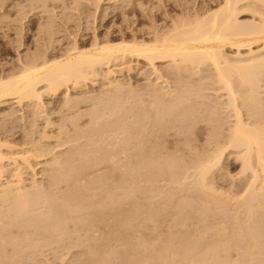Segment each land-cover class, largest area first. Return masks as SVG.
<instances>
[{"label":"bare ground","instance_id":"obj_1","mask_svg":"<svg viewBox=\"0 0 264 264\" xmlns=\"http://www.w3.org/2000/svg\"><path fill=\"white\" fill-rule=\"evenodd\" d=\"M97 7H95V13H97L96 8L100 9L98 5ZM215 9H212V11L210 12L207 11L206 14L202 13V15H195L194 17L193 13H190L192 17H189L188 12H185L186 17L182 16L185 13H182V15L180 16L176 15L174 20L172 16L171 20H173V22H171V26L167 27L165 24V28L161 27L163 25L159 23V25L161 26H150L153 28L147 29V36L145 35L144 37H141L133 33L134 36L131 37L130 40H127L128 37L126 38L125 36H123L121 38L122 40L118 43H115L116 39L109 34L103 39H101L103 36L100 38L99 35H95L92 45H89L90 47L88 46L89 48H83L85 46L81 47V45H79L78 41L76 40L74 42V45H72L71 48L69 47L70 49L68 48V50H66V53H62L64 55L61 54L62 56L59 54V57L54 58L53 56L52 59L51 57L49 58L47 56L49 58L47 59V57L44 58V56L46 55L45 54L44 56L42 55V59V57H40L41 55H35V57L37 56V59L30 58L28 62H26V60L25 62L23 61V67L21 66V70L18 69L20 70L19 72H17V70L16 73L13 74V71V73H11L12 75L10 74V76L8 75V77H0V104H6L7 100H12L13 98L15 100L17 99V101L15 102H18L20 104L27 102V104H29V107H33L32 110L35 114H32H37V116H39L38 114L40 113V111L38 113V110L36 111L34 109L42 108L40 107V103L42 101V95L44 94V91H42L43 89H46V92L51 91L50 93L54 94L55 92L58 93L59 91H61L62 88L65 89V87V90H67L69 83L70 85H73V88L81 89L84 83L85 85L86 83H88V80L92 81V79H95L93 83L96 85V79L101 78L102 80H104L103 82L106 81L105 85L108 86V90L112 94L111 95L107 90H105L107 91L106 93H108V96L103 94V99L107 97V99H105L106 101L103 100L104 103L106 102L105 105H103V101L101 102L98 100L99 104L104 107L103 110L100 105L99 106L101 107V109L100 107L98 108V105L96 103V108L94 107L92 109L90 107L92 111L88 110L86 111L88 113H83L81 112L79 107H75V104H78L79 100H74L71 98V96H69L70 98L67 97V92L69 89L67 90V92L65 91L67 94L65 95V97L67 98L66 103L64 100L65 104H63L64 107L62 106L63 109L67 104L73 105L75 101H78L75 102L73 107L74 109L73 111H71L74 113V110H76L75 108H78L79 110H77L79 111V114L76 113L77 116L75 114L74 118H70L68 116V118L71 119V122L70 120H68V122L71 123V125H69L74 126H72V131L68 132V128L65 130V132H71V134L68 135V133L66 132L65 136H67L68 138L64 137L65 139L63 140L65 142V140L67 139V142L70 141L68 143H72V141H74V144L73 146L71 145L67 151H65L63 157L52 156L54 158V161H51V163L46 162L47 164L51 165H49L50 171L48 175L49 180L47 179V184L40 183L41 181L38 182V179L36 178H31L33 180L30 179L29 181V178L27 177V175H25L28 172H26L27 169H31L32 172L34 170H32V166L29 161L31 160V157L34 156V153H38L36 152V149L37 151L41 152L40 148V150H38L39 145L34 144V138L31 139L32 136L30 137V139L33 141V143L31 142L32 146H37L35 152H32V156L31 148L33 149L34 147L29 146L30 148L27 151L30 150V155H28L27 151L25 154V151H20L18 147V151L14 150V145L11 147L10 145L12 144L10 143L9 145L8 142L2 144V139L0 140V250L3 249L2 247H4L5 249L6 245L9 246L11 244H13L12 246H14L15 249L14 253L11 252L9 256H6L4 254V259L7 260L6 257L10 258L13 254L15 255V257L14 255L12 256V258L14 257V260L18 258L17 256H22L23 254L19 252L20 246L30 247L32 245L31 242L33 243V241H35H32V239H30L35 234V232L43 234L44 239L42 236L41 237L43 241L46 239L45 242H49L50 240H52V238H55V243L63 241V236L66 234V232L68 233V231L65 230L70 226V223L74 222L75 228L73 230H84L82 235L80 233H77L76 236H79L80 238L77 237L76 239L79 240V244L87 248V253L85 254H88L87 256H90V259H92L87 260L91 262H97L94 264H99L100 262H102L100 264H104L105 262L103 263V261H107L106 264L111 263L110 254L112 256V254L114 253H116L117 255L120 254L119 262L122 259L121 264H221V261L223 260L227 261L224 263L222 262V264H229L231 261L229 262V258L227 256L229 251H231V249L233 251L234 248H238L240 252L237 250L238 252L236 251V253H241L240 255L243 256L241 257L239 255L238 257H241L243 260H241L240 258V262H238V258L233 260L234 263L236 261L237 264H250L252 258L253 263L251 264L264 263V225L263 223H261L264 222V220L261 218L263 217L262 215H264V186H261L262 182L264 181V120L259 118V116L264 113L262 112L264 110V0H222L221 5ZM206 10H208V8ZM244 12L253 13L251 17L253 19H251V22L249 20L248 23L247 21L246 23H244L245 21L240 22L241 19L238 20V16ZM194 13L196 14V12ZM103 14L105 13L103 12ZM96 15L97 14L94 15V18L96 17ZM47 33L51 34L49 32ZM141 63H144V65L146 66L147 69L145 71L142 69L143 67H141ZM160 63L166 64L162 65V67H165L161 68ZM118 66L120 67V69ZM123 71L128 72V75L135 72H138V74L140 73L139 75H141L142 73V76L145 75V79L147 78L148 80V83H146L147 85H144L146 86L144 91L147 89L145 92L148 93V96L146 98L149 97L147 100L148 104L146 103V101L141 100L143 98L138 99L141 102H138L137 100V103H140L138 105L130 102L133 104V108H143V113H141L142 115L138 114V111L133 110V108L131 107L132 104H129L130 109L128 107H125V103L129 102L127 99V102L124 99L125 103L124 101L122 102V100H118L119 95L125 92L124 90L128 87L124 88V83L121 81V79L116 80V77L114 78V76L116 74L118 75V73L121 74V72ZM112 77L115 80L112 79ZM101 79L99 81H101ZM208 89H211L209 90L211 91L210 94L205 92ZM100 92L101 94H96V96H101L102 91ZM113 93H119V95L117 96L118 98ZM134 93L136 94L137 91ZM139 93L140 92H138L137 94ZM129 95H131V93H129ZM79 97L80 96H78V98ZM98 97L96 98L99 99ZM92 98L93 97L91 95L90 99L93 101L95 98ZM100 98L102 99V97ZM97 99L95 100L97 101ZM94 102L93 104H95ZM33 105H35L36 107L38 105L39 107L36 108ZM68 106L66 107V109L68 108ZM44 108L46 107L43 106V109ZM70 109H72V106H69L68 110ZM133 111L135 113L137 112V114H135ZM89 112H91V115L88 118H91V120L89 123L86 121L89 125L85 124L84 122V125H82L83 128L77 127L81 125L79 122L81 116L83 114L87 115L89 114ZM128 112L131 114L133 113L132 117L129 116L131 114H129ZM43 113L42 115L47 116V114ZM48 114H50V112ZM65 116L61 118H65L67 122L68 118H66ZM199 117L201 119V122L204 121L205 123H208L209 127L213 123V126H211L213 127V132L209 131L213 134V137L208 136L207 141L210 140L209 138L213 139L216 143H214L213 141V145V143H210L209 141V144L210 146L212 145L214 147L207 149L205 148L204 151L203 149H200L202 152L194 153V151V156L196 154L197 158L195 157L196 159L194 160L193 157V162H191L192 160L190 158L191 161H188L189 166L188 163L187 165L185 164L186 168L182 167L183 165H181L184 164V162L186 163V161L183 159V163L181 162L180 164V161H178L179 159H181L180 156H173V151L171 152V150L169 151V153L171 152L173 157L178 156L179 158H175V160L172 159V156L169 155L168 152V158H164V156L166 155L162 156V153L160 154L159 149L161 148L160 146L162 144H159L158 138L160 136L162 137L166 135L167 132H170L171 129L175 130V127L177 126L180 127H178V131H186L185 129H189L190 131L193 128H196L194 125L197 126L199 123L197 122L196 124V122L194 121L200 120L197 119ZM53 122L51 123L49 118H47L45 125H47L48 123V126H44V128L54 126L51 125L55 123ZM77 122L80 125H77ZM126 122H128V128L126 127ZM190 123H194V125L189 127L188 125ZM227 123L229 124L227 127L228 129H225L224 127L225 125H227ZM62 124L64 125V122ZM57 125L59 126V123ZM63 125H60V128L62 130L58 127L60 129H58L60 132V135L58 136L59 138L63 133L65 134V132H63L65 128L63 129L61 127ZM87 125L88 127H85ZM130 128L131 130L137 128L135 129L136 132L133 130V132L135 133H132L134 136L136 135L135 144L137 151H135V153L133 154L132 150V152H130L132 153V155L130 154V156L134 155V158L132 157L133 159H131L130 157H128L127 159L130 160L129 162H127L128 165L125 162L126 167L119 168L118 165L120 164H116L118 162L115 161H117L118 158L115 159V156L119 155L120 153H116V155L114 156L115 153L114 151L112 152L110 148H117V145H115V147H112V141L117 144V139H119L121 136L123 137L124 134H128ZM46 129L47 128H45L43 131H45ZM223 129L226 131L228 130V132L223 133ZM209 132L208 135H210ZM45 133L47 135V137L45 138H48V136L50 137V132H48L47 134V132L45 131ZM45 133H42L43 137L45 136L43 135ZM182 133H184L183 135H185V132ZM174 134L176 133L174 132ZM146 135H151L154 139L158 137L156 139L158 141L156 142L153 140V142L149 143V141L147 142L144 140ZM187 135H185V138H187ZM194 135L196 136V134ZM151 136H149V138H147L146 136V139H150ZM122 137L120 139H124ZM41 139L43 138H39L36 144H39V141ZM115 139L117 140V142H115ZM120 139L119 141H121ZM187 139H185V141ZM44 140L42 141L44 142ZM124 140L126 141V145L123 142V146H127L130 141L128 142L127 139ZM162 140H164V137ZM193 141L194 139L192 140V142ZM48 144L49 143L43 145L48 146ZM135 144L133 146H135ZM4 145H7L8 148L10 146V149L13 151L8 152L7 154L6 152L4 153V151L2 150V148H5L3 147ZM50 145L48 146V148L50 147ZM58 145L60 146L61 144ZM65 145L68 144L66 143ZM163 145L165 146V144ZM188 146L191 145L188 144L187 147ZM40 147L42 146L40 145ZM22 149L25 150L26 148ZM54 149L56 150V146L54 147ZM194 149L195 147L193 148V150ZM229 149L237 150L238 158L242 162V167L245 169V171H251L253 180H251L252 183L250 182L251 185H249L251 186L250 191L247 189L249 193L244 197V199H242L244 202V207L245 205L247 206V208L245 207L247 210H244L246 217H243V211L240 212L242 214V217L244 218L242 220L243 222H241V220L239 219L241 217V214H239L240 217H236L233 214L235 218H231L232 220L230 222L227 221V219L230 220L229 217L225 220L226 223L228 222L227 224L223 220L222 222L224 223L221 222V225H218V223H211V220L219 216H217V212H219L220 209L222 211L225 208V210L227 211L228 207L232 206V204L230 202L231 205L227 207L226 204H229V199L227 197L223 199L221 197H218V194L214 191L215 187H213L212 189V186H210L213 184L209 183V178L212 177L210 175L220 167L224 155ZM48 150L50 151V149L44 151L48 152ZM115 150L117 151V149ZM193 150L191 149L190 151L192 152ZM44 151L42 153H44ZM127 152L129 151L127 150ZM127 152H125L124 155ZM157 152H159V154H157ZM48 154H51V151ZM123 159L125 160L126 158ZM127 159L126 161H128ZM6 162H8V164ZM119 162L121 163L120 160ZM140 167L142 168V173L144 174H141V176H144V179L142 180L146 182H144L145 184H139L141 179L139 180V182L137 181L139 177L138 175H140L138 173L141 169ZM9 168L11 169V175L6 176L5 173L8 174V172L10 171ZM117 170H119L118 173L120 172L119 174L121 181H119L124 183L123 186L118 185L122 189L121 193L116 192L117 188L119 187L116 186V181H113L114 179H112L113 173L116 174ZM135 174H138V177H136ZM161 181L166 184V187L161 184V187H164L162 188L163 190L159 189L160 186L158 189L157 187H155V182H157L156 186H158V183H160ZM61 183H63V185L65 183L64 186L66 188L65 190L63 189L64 192H62L63 190L60 191L62 189V187L60 186ZM54 186L56 187L55 190L53 189ZM181 186H184V189L186 188V190L188 188L192 189V191L195 190L196 193L195 191H193V193H191L192 195L194 193L197 194V192L198 195L200 194V196L197 195L198 200L196 199L195 195H193L195 198H193V196L189 198L187 195V198H189L190 201L192 200L191 203L189 202V199L185 200L192 205L197 203L201 199L200 202L202 204L198 202L199 205L201 204V207L199 206L200 210L198 209L199 207L197 208L198 210H196V208H193L195 209L196 213L197 211H199L196 214V219H194L195 212L192 215L193 217L191 216V218H193L195 221H198V219L202 217L201 220L199 219V222H202V225L197 222L199 223V226L197 227L198 224H196V226L193 227V223L195 221L189 218L190 216L188 215L186 216L189 218V220L194 221L193 223L191 222L193 224L192 227L190 222L186 220V216V218L184 217L186 220V225H182V223L185 222L184 218L182 217L181 219L177 216L181 212H184L182 211V209H184V205H188L186 206L187 208L189 207V203L182 200L183 202H180L179 207H176L178 204H174L176 207L175 209L179 210L181 208V212L179 213L180 210H177L178 212L176 211V214L174 213L173 217L171 215L173 219L171 220V222L173 223L172 225L176 226L177 228L181 225L183 228L185 226L188 227L187 222H189L188 224L191 228H185L186 230L184 229V232H186L187 234H189L190 232V234L192 235H187L185 233L188 238H185L183 240L186 235L179 233V236H184L182 238V242L181 239L178 240V234L175 237V235L171 233L173 231L172 228V230L166 228L167 226H169L168 224L166 227L163 225L164 228L167 229V232L168 229L170 232L168 234L167 232L165 233L168 236V239L163 237L164 239H166L164 240L165 242H162L163 238H160V240L158 239V241L162 243H159L160 245H157L156 242L158 243V241L155 239L156 242H154V237L150 238L154 243L151 241L149 242V238L148 240L145 239L146 237L144 238V231H142L143 234H140L138 232L139 225L143 226L144 224V229L146 222L147 224L148 222H152L153 224H155V226L162 225L159 223H162L160 222V220L162 219L161 216L164 213L163 209L165 210L166 206L164 214H166L167 212L168 215L170 214L168 211H171L172 208L168 210V205L158 204L162 203L160 201H163L165 197L168 198L169 195L170 198H165V200L172 201L171 198L175 197V195L177 194L176 192ZM185 186H188V188ZM90 190H92V194L89 193ZM181 190L182 189L180 188V191ZM138 191L139 193L142 192L144 194V199L146 198L149 201V203H147L149 205H147L146 209L145 207L141 206H146V203H141L140 205V203H138L137 201L135 205L133 202V199L136 198L135 193L137 192L138 194ZM60 192L61 195L59 194ZM87 193H89L90 195ZM219 195L221 196V193H219ZM99 196H101L103 200H101V197ZM157 198L159 200H162L156 203L158 201ZM192 198L195 200H193ZM130 199L133 200L130 201L133 202V208H126V210H123L125 209L123 208L121 209V211L116 210L118 201H128ZM146 199L145 201H147ZM151 199L152 201L154 199H157V201H155V204L158 206L151 202ZM177 203H179V201ZM237 204L239 203L237 202ZM162 206L163 209L160 208ZM242 206L243 204L240 205V209L237 208V210H242ZM92 209H95L96 211L90 213ZM87 210L89 213H86ZM225 210L224 212L222 211L223 213L221 212L222 215L224 213L227 214ZM200 212L201 215H199ZM188 214L191 215L189 212ZM224 216L225 215H223V217ZM219 219L221 220V218ZM162 221L164 222V219H162ZM213 221L215 220L213 219ZM167 222L169 221L167 220ZM82 226H86V228ZM12 227L13 229H15V231L13 230L14 233L9 232V235L6 237V235H4L6 232L4 233L3 230H10ZM148 227L150 228V225ZM154 227L152 228L153 230L155 229ZM180 228L177 230L178 232H180ZM192 228H194V230H192ZM188 229H190V231H188ZM155 230H157V227ZM191 230L193 231L192 233ZM21 232H23L21 234L22 236L20 234L18 236L17 234ZM133 233H139L141 235H135V240H137V237L138 239H140V237H143L139 240L140 242L134 241V237L132 238L131 236ZM15 234L17 236H15ZM70 234L72 235V233ZM154 234L156 233L154 232ZM37 236L39 235L37 234ZM176 238L178 239L176 240ZM38 239L39 238H37L36 240ZM131 239L133 240L132 242ZM170 239L172 240L170 241ZM69 240L71 241V239ZM114 240L118 242L116 243ZM174 240L177 242V244H175L176 242L173 243ZM111 241H114L116 244L119 243L127 246V248L120 245L123 247L122 249H124V251L118 253L120 250L118 249V247L117 249L119 251L116 250V246L114 247V250L113 247H111V244H109L111 243ZM37 242L35 241L36 244ZM133 242H139V246L136 244L134 245ZM49 244H51V242H49ZM34 247H32V249ZM75 247H78V244ZM26 248H24L26 251L24 249L23 251L27 252ZM42 248H44V246H42ZM38 249L40 250L41 248L39 247ZM57 249L59 250V248H56V250ZM36 251L39 252L38 250ZM255 252L259 255H257ZM103 253L109 254L107 259L105 258L107 255L105 256V254L103 255ZM220 253H223L224 255ZM251 254H253L255 257H253V255ZM246 255L251 256H247L246 258ZM224 256L228 259H226ZM256 256L259 258L257 259ZM230 257L233 258L232 255ZM261 257H263V259ZM21 259L24 261L25 258ZM21 259L18 260L20 261ZM246 259L250 260V263H245ZM9 260L10 259H8L7 261L9 262ZM12 260L10 261L12 262ZM4 261L5 260H2V262L0 261V264H5L7 262ZM85 261L86 259H84V262ZM8 262L6 264H8ZM11 262H9V264H11ZM80 262L82 263L81 260Z\"/></svg>","mask_w":264,"mask_h":264},{"label":"rangeland","instance_id":"obj_2","mask_svg":"<svg viewBox=\"0 0 264 264\" xmlns=\"http://www.w3.org/2000/svg\"><path fill=\"white\" fill-rule=\"evenodd\" d=\"M96 1V2H95ZM99 1V2H98ZM0 0V77H8V75L10 76V74L11 73H13V71H14V73L13 74H15L16 73V71L18 70V69H20L21 70V68L23 67V61L25 62V60H26V62H28V60H30V58H33V59H37V56L35 57V55H41L40 57H42V55L44 56L45 54V56H44V58L45 57H51V59L53 58V56H54V58H56V57H59L62 53H66V50H68V48L70 47L71 48V46L72 45H74V42L77 40L78 41V43H79V45H81V47H83V46H85V47H83V48H86V47H88L89 45L91 46L92 45V42H93V38H94V36L95 35H99V37L101 38L102 36V38L101 39H103L105 36H107L108 34L109 35H111L112 37H114L115 39H116V41H115V43H118V42H120L122 39V37L123 36H125L126 38H127V40H130L131 39V37H133L134 36V34L135 35H137V36H147V34H146V32H147V29H149V28H153V27H155V26H158L159 25V23L161 24V25H163V26H161V25H159V26H161V27H165L166 28V26L168 27V26H171V22H173V20H174V18H175V16L177 15H182V13H185V12H188L187 14H188V16L189 17H192L191 16V14L190 13H193L194 15H193V17L195 16V15H198V14H200V15H202V13H204V14H206V12L208 11V12H210V11H212V9L214 10L215 8H218L220 5H221V2H222V0ZM218 1H220V2H218ZM96 3H99V4H96ZM217 3V4H216ZM220 3V4H219ZM97 5L99 6V8L100 9H97L98 7H97ZM113 5V6H112ZM95 7H97L96 8V10H97V13H95L96 11H95ZM113 7V8H112ZM204 8H205V12H204ZM208 8V10H206ZM182 10V11H181ZM203 10V11H202ZM216 10V9H215ZM102 11V12H101ZM178 11V12H177ZM202 11V12H201ZM103 12L106 14H103ZM194 12H196V14L194 13ZM198 12H200V13H198ZM97 14L96 15V19L94 18V15L95 14ZM179 13V14H178ZM170 16H169V15ZM203 14V15H204ZM99 15V16H98ZM186 15V13L184 14V15H182V16H185ZM252 15H253V13L252 12H249V13H246V12H244V13H241V15H239L238 16V20H240V22H244V23H246V21H247V23H248V21L250 20V22L252 21L251 19H253V18H251L252 17ZM166 16V17H165ZM173 16V17H172ZM171 17L173 18V20H171ZM186 17V16H185ZM243 20V21H242ZM158 21V22H157ZM153 22V23H152ZM156 22V23H155ZM46 24V25H45ZM153 24V25H152ZM157 24V25H156ZM165 24H166V26H165ZM150 26H153V27H150ZM42 28H44V29H42ZM46 29H47V31H46ZM42 30H43V32H42ZM51 30V31H50ZM47 32H49V33H51V34H48ZM134 33V34H133ZM123 34V35H122ZM144 34V35H143ZM50 39V40H49ZM73 39H74V41H73ZM114 39V40H115ZM118 40V41H117ZM73 42V43H72ZM89 46V47H90ZM88 47V48H89ZM69 48V49H70ZM45 52V53H44ZM37 53V54H36ZM60 54V55H59ZM62 55H64V54H62ZM61 55V56H62ZM38 56V57H39ZM47 57V59H49ZM41 59V58H40ZM42 59H43V57H42ZM32 60V59H31ZM22 61V62H21ZM159 65V64H158ZM160 65H161V68H164V67H162V65H166V64H162V63H160ZM22 66V67H21ZM121 66H123V65H121ZM144 63H141V67H143L142 69L145 71L147 68H146V66H145V69H144ZM119 67V66H118ZM160 67V66H159ZM115 68H117V67H115ZM119 69H120V67H119ZM20 70H18L17 72H19ZM142 70V71H143ZM128 72H125V71H123V72H121V74H119L118 73V75L116 74L115 76H114V78L116 77V80L118 79H121V81L124 83V88H127V89H125L124 91L125 92H123V93H121V95H119V93H113L116 97L119 95V99L118 100H122V102L124 101V99H125V101H126V99L129 101L128 103H125V101H124V103L126 104L125 105V107H130V105L129 104H135V105H138V104H140V103H137V100L138 99H141V98H143V99H141V100H144V101H146V103L148 104V98H146L147 96H148V93H146L145 91L147 90H145L144 91V89L146 88V86H144V85H147L146 83H148V80H147V78L145 79V75L144 76H142V73H141V75H139L138 74V72H135V73H131V74H127ZM12 75V74H11ZM113 77H112V79H114ZM101 78H98V79H96L97 80V83H96V81H95V83H96V85L93 83L94 82V80L95 79H92V81L90 80H88L87 82L88 83H86V85H85V83H84V85L82 86V88L81 89H76V88H73V85L71 84L70 85V83L67 85L68 86V92H67V90H65L66 89V87H65V89L64 88H62V92L61 91H59L58 93L57 92H55L54 94L53 93H50L51 91H48V92H46L44 89L42 90V91H44V94L42 95V101H41V103L43 104H41L40 103V107H42V108H38V109H34V110H38V113H39V111H40V113L38 114L39 116H37V114L36 115H33V114H35L34 113V111L32 110V106L31 107H29V104H27V102H24V103H22V104H20V103H18V102H15V101H17V99L15 100L14 98L11 100V99H9V100H7V102H6V104L5 103H2V104H0V140H1V143L2 144H4V143H9V145H10V143L12 144V145H10L11 147L14 145L15 147H14V150H17L18 151V148H19V150L20 151H25L24 153L26 154V151L32 146V143H33V141L31 140L32 138H34L33 140H35L34 141V144L35 145H39V147H38V150H40L41 152H39V151H37V149H36V147H34V146H32V147H34L33 149L31 148V156H32V152L34 153L35 152V149H36V152H38V153H36V154H38V155H36L35 153L33 154L34 156L33 157H31V162L29 161V163H31V166H32V170H33V172L31 171V169H27L26 170V172H27V174H25V175H27V177L29 178L28 180L30 181V179L31 178H36V179H38V182L39 181H41L40 183H44V184H47L48 183V178H49V171H50V164H47V163H51V161H54V156H60V157H63V155L65 154V151H67L69 148H70V146L72 145L73 146V144H74V141H72V143H68V142H70V141H68L67 142V139L65 140V142L63 141L67 136H65L66 135V132L68 131H72L71 129L73 128L72 126H74V125H72V126H70L71 125V119L70 118H74L75 117V114L77 113V114H79L78 112V108H75L76 110H77V112H76V110H74V113L72 112L73 111V107H74V104H75V102H78V101H75L74 103H73V105H70V104H67L66 105V107L69 105L70 107L72 106V109H70V110H68L69 109V106H68V108L66 109V107L63 109V107H64V105L63 104H65L66 103V98L67 97H69V96H71V98L72 99H74V100H79V102H78V104L76 103L75 104V107H79L80 108V110H81V112H83V113H88V112H86V111H88V110H90V111H92V109L95 107V106H97L98 108L101 106V104H99V102H98V100L99 101H103V100H105V99H107V97H105V99H103V94L104 95H107L108 96V93H110L111 94V92L108 90V86L107 85H105V83H106V81L105 82H103L104 80H102L101 79V81H99ZM115 80V79H114ZM147 81V82H146ZM264 83V82H263ZM126 86V87H125ZM107 87V88H106ZM79 88V87H78ZM106 88V89H105ZM63 89H64V91H63ZM105 90H107L108 91V93H106L107 91H105ZM126 90H127V92H126ZM131 92H130V91ZM209 90H211V89H208V90H206L205 92H207L208 94H210L211 93V91H209ZM67 92V94H68V96L67 97H65V95H67L66 94V92ZM100 91H102V95L101 96H96V94L97 95H99V94H101V92ZM137 91V93L138 92H140L139 94H135L134 92H136ZM61 92V93H60ZM144 92V93H143ZM148 92V91H147ZM69 93H70V95H69ZM72 93V94H71ZM106 93V94H105ZM125 93H127V94H125ZM129 93H131V95H129ZM133 93V94H132ZM145 94V95H143V94ZM58 94V95H57ZM93 94H94V96H93ZM109 94V95H110ZM123 94H125V95H123ZM91 95H92V97L93 98H95V99H97L96 97H98L99 99H97V101L94 99L93 101L90 99V97H91ZM112 95V94H111ZM110 95V96H111ZM135 95V96H134ZM143 95V96H142ZM78 96H80L79 98H78ZM83 96V97H82ZM85 96V97H84ZM90 96V97H89ZM114 96V97H115ZM140 98H139V97ZM63 97H65V98H63ZM100 97H102V99L100 98ZM137 98V99H135V98ZM70 98V97H69ZM76 98V99H75ZM78 98V99H77ZM83 98H85V99H83ZM92 98V99H93ZM118 98V97H117ZM132 98V99H131ZM88 99V100H87ZM130 99V100H129ZM64 100H65V103H64ZM135 102H133V101ZM89 101V102H88ZM95 101V102H94ZM106 101V100H105ZM93 102L95 103V104H93ZM127 102V101H126ZM130 102H132V103H130ZM138 102H141V101H139L138 100ZM96 103H97V105H96ZM103 103V105H105V103H104V101L102 102ZM5 104V105H4ZM20 104V105H19ZM92 104V105H91ZM133 104L131 105V107L133 106ZM42 105V106H41ZM94 105V106H93ZM100 105V106H99ZM134 105V106H135ZM34 107H36L35 105H33ZM43 106L44 107H46V108H44L43 109ZM63 106V107H62ZM37 107H39L38 105H37ZM36 107V108H37ZM88 107V108H87ZM90 107L92 108V109H90ZM102 107V110H103V106H101ZM101 107H100V109H101ZM87 108V109H86ZM96 108V107H95ZM133 108V107H132ZM135 108V107H134ZM133 108V110H135V111H138V114H141V113H143L142 112V110H143V108L142 107H136L135 109ZM140 108H142V109H140ZM43 109V110H42ZM47 109V110H46ZM84 109V110H83ZM130 109V108H129ZM136 109H138V110H136ZM72 110V111H71ZM140 110H141V112H140ZM16 111V112H15ZM43 112H46V113H43ZM50 112V114H48ZM134 112V111H133ZM262 112H264V110L262 111ZM16 113V114H15ZM33 113V114H32ZM42 113L43 114H47V116H45V115H42ZM73 113V114H72ZM91 112H89V114H87V115H85V114H83L82 116H81V118H80V124H78V122H77V125H80V126H77V127H82L83 128V126L82 125H84L83 123L85 122V124H88L89 122H90V120H91V118H88L91 114H90ZM129 113V112H128ZM135 113V112H134ZM11 116H10V115ZM31 114V115H30ZM77 114H76V116H77ZM129 114H131V113H129ZM129 114H127V115H129ZM135 114H137V112L135 113ZM262 114H263V117H262ZM260 116H259V118L260 119H263L264 120V113H262ZM9 115V116H8ZM40 115H41V117H40ZM48 115H50V116H48ZM66 115V116H65ZM71 115V116H70ZM127 115H126V117H127ZM132 115H133V113L131 114V115H129L130 117H132ZM142 115V114H141ZM140 115V116H141ZM24 116V117H23ZM52 116V117H51ZM63 116H65L66 118H68V116L70 117V118H68L67 119V122H66V119L64 120V119H62L63 118ZM73 116V117H72ZM135 116V115H134ZM136 116H139V115H136ZM34 117V118H33ZM42 117H44V118H42ZM49 118V120L51 121V123L53 122L54 124H51V125H54V126H50V127H45V128H47L45 131L47 132V134H48V132H50L49 134H50V137L48 136V138H45V137H47V135H46V133H45V131H43L45 128H44V126H48V123H47V125H45L46 123V121H47V118ZM62 117V118H61ZM12 118V119H11ZM52 118H53V121H52ZM10 119H11V121H10ZM197 119H200V117L199 118H197ZM228 119V118H227ZM17 120V121H16ZM62 120V121H61ZM68 120H70V122H68ZM79 120V119H78ZM196 120V119H195ZM88 123H87V122ZM200 121V122H199ZM203 121V120H202ZM7 122V123H6ZM61 122V123H60ZM64 122V125L62 124ZM82 122V123H81ZM194 122H196V124H197V122L199 123L197 126L196 125H194V123H190L188 126L190 127V126H192V125H194L196 128H191L192 130H190L189 131V129H185L186 131H187V133H188V135H187V133H186V131H178L179 130V126H177V127H175L174 129L175 130H177V131H175V130H173V129H171L172 131H173V133H172V131L170 130V132L168 131L167 132V137H166V135H164V136H160L158 139H159V141L158 140H156V139H154V138H152V136L151 135H149V136H151L150 137V139H146V136H147V138H149V136L148 135H146L145 136V138H144V140L145 141H149V143H151V142H153V140L154 141H158L159 142V144H162L160 147L162 148V151H161V148L159 149V151H160V154L162 153V156L163 155H166V156H164V158L165 157H167L168 158V153H169V151L171 150V152L173 153V156L174 155H178V156H180V158L181 159H179L178 161H180V164H181V162L183 163V161L185 160L186 161V163L184 162V164H181V165H183L182 167H185L186 168V165H187V163H188V166H189V162L188 161H191V162H193L197 157H196V154H195V156H194V153H196V152H202L200 149H203V151H204V149L206 148H211V147H214V146H210V144H209V141H210V143H213V139H211V138H209L210 140L209 141H207L208 139H207V137L209 136V137H213V134L211 133V132H209V131H212L213 130V127H211V126H213V123H212V125H210V127H209V124L208 123H205L204 121L203 122H201V119L200 120H196V121H194ZM59 123V126L57 125ZM127 123L128 122H126V125H127ZM70 124V125H69ZM211 124V123H210ZM216 124V123H215ZM60 125H63V126H61L63 129H64V131L63 132H65V130L67 129V131L65 132V134L63 133H61L62 135H61V137L59 138L58 136L60 135L59 133V130L61 129L60 128ZM67 125V126H66ZM89 125V124H88ZM88 125L87 126H85V127H88ZM208 125V126H207ZM228 123H227V125H225V129H228L227 127H228ZM57 126V127H56ZM188 126H187V128H188ZM60 129H59V128ZM84 127V128H85ZM127 128L129 127V125H127L126 126ZM179 127V128H178ZM75 128V127H74ZM211 128V129H210ZM34 129V130H33ZM59 129V130H58ZM135 129H137V128H134V129H132L131 130V128H130V130L128 131L129 133L128 134H121V135H123V137L122 138H124V139H127V141L129 142L130 141V143L127 145V146H123L124 145V143H125V145H126V141L124 140V139H120L119 137H117V138H119L121 141H119V139H117L118 140V142H119V144H118V142H117V140L115 141V142H117V144L116 143H114V141H112V147H115V145H117L118 147L116 148H110L111 150H112V152L114 151V156L116 155V153H120L119 155H116L115 156V159H117V161H115V162H118V163H116L117 165L118 164H120V165H118L119 166V168L121 167H126V163L127 162H129L130 160L129 159H127L128 157H130L131 159H133L134 158V155L133 156H130V154L132 155V153L134 154L135 153V151H137L136 150V144H135V142H136V139H135V137H136V135L134 136L132 133H135L136 131H135ZM58 130V131H57ZM62 130V129H61ZM133 130L135 131V132H133ZM32 131V132H31ZM132 131V132H131ZM223 133H227L228 132V130L226 131V130H224L223 129ZM31 132V133H30ZM34 132V133H33ZM45 133V134H43V135H45L44 137L42 136V133ZM67 132V133H68ZM174 132L177 134H174ZM182 132H185V135H187V138H185V135H183L184 133H182ZM189 132H191V133H189ZM208 132H209V134L210 135H208ZM213 132V131H212ZM179 133V134H178ZM181 133V134H180ZM196 134V136L194 135V134ZM28 134H30V135H28ZM34 134V135H33ZM51 134H52V136H51ZM69 134H71V132L70 133H68V135ZM120 134V133H119ZM132 134V135H131ZM28 135V136H27ZM64 135V136H63ZM117 135V134H116ZM131 135V136H130ZM172 135V136H171ZM32 136V137H31ZM42 136V137H41ZM120 136V135H119ZM126 136H127V138H126ZM129 136V137H128ZM181 136H183V137H181ZM30 137H31V139H30ZM43 138V139H41L40 141H39V144H36V142H37V140H39V138ZM65 137V138H64ZM134 137V138H133ZM163 137H164V140H162L163 139ZM36 138H38V139H36ZM68 138V137H67ZM162 138V139H161ZM187 139L186 141H185V139ZM29 139V140H28ZM45 139V140H44ZM59 139V140H58ZM61 139V140H60ZM128 139H130V140H128ZM133 141H132V140ZM135 139V140H134ZM166 139V140H165ZM168 139V140H167ZM184 139V140H183ZM194 139V141L192 142V140ZM42 140H44V142L42 141ZM124 140V141H123ZM160 140H161V142H160ZM189 140V141H188ZM211 140H212V142H211ZM58 141H60V142H58ZM133 143H132V142ZM166 141V142H165ZM32 142V143H31ZM46 142V143H45ZM57 142V143H56ZM62 142V143H61ZM124 142V143H123ZM146 142V143H147ZM192 144H191V143ZM208 143V145H207V143ZM41 143H43V144H47V143H49L48 144V146L50 145V147L48 148V146L46 147L45 145H43V144H41ZM68 144V145H65V144ZM132 143V144H131ZM189 145H191V146H188L187 147V145L188 144ZM214 143H216L215 141H214ZM214 143H213V145H214ZM33 144V145H34ZM54 144H56V145H54ZM58 144H61L60 146L58 145ZM114 144V145H113ZM135 144V146H133ZM163 144H165V146L163 145ZM180 144V145H179ZM40 145L42 146V147H40ZM149 145V144H148ZM10 146H9V148L7 147V145H4L3 147H5V148H2V150L4 151V153L6 152V154L8 153V152H11V151H13V150H11L10 149ZM30 146V147H29ZM44 146V147H43ZM56 146V150L54 149V147ZM122 146V147H121ZM129 146V147H128ZM133 146V147H132ZM204 146V147H203ZM207 146V147H206ZM18 147V148H17ZM51 147H52V149H51ZM57 147H58V149H57ZM61 149H60V148ZM125 148V150H124V148ZM167 147V148H166ZM174 147V148H173ZM185 147V148H184ZM191 147V148H190ZM195 147V149L193 150V148ZM197 147V148H196ZM15 148H17V149H15ZM22 148H26L25 150L24 149H22ZM40 148V149H39ZM50 149V151H51V154H48V153H50V151L48 150V152H45L44 150H46L47 151V149ZM128 148V149H127ZM135 148V149H134ZM54 149V150H53ZM63 149H64V151H63ZM115 149H117V151L115 150ZM129 151V152H127V150ZM130 149V150H129ZM165 149V150H164ZM179 149V150H178ZM193 150L192 152L190 151V150ZM198 149V150H197ZM32 150H34V151H32ZM44 151V153H42L43 151ZM53 150V151H52ZM59 150V151H58ZM123 152H121V151ZM124 150V151H123ZM132 150H133V152H132ZM165 152H164V151ZM166 150H168V151H166ZM16 151V152H17ZM58 151V152H57ZM180 151H182V152H180ZM184 151V152H183ZM187 151V152H186ZM195 151V152H194ZM28 152V155H30V150L29 151H27ZM61 152V153H60ZM64 152V153H63ZM125 152H127V153H129V154H125L124 155V153ZM130 152H132V153H130ZM168 152V153H167ZM170 152V153H171ZM189 152V153H188ZM194 152V153H193ZM56 153V154H55ZM125 156H123L122 154ZM169 153V155H171L172 156V153L170 154ZM191 153V154H190ZM192 153H193V155H192ZM60 154V155H59ZM157 154H159V152H157ZM180 154V155H179ZM41 155V156H40ZM42 155H44V156H42ZM51 155V156H50ZM128 155V156H127ZM53 156V157H52ZM171 157L172 159H174L175 160V158H179L178 156H175V157ZM182 156H183V158H182ZM36 157V158H35ZM133 157V158H132ZM170 157V156H169ZM185 157V158H184ZM194 157V160L192 159ZM196 157V158H195ZM123 158H126L128 161H126V159L124 160ZM170 158V159H171ZM190 158H191V160H190ZM33 159V160H32ZM184 159V160H183ZM47 160V161H46ZM119 160L121 161V163L119 162ZM177 160V159H176ZM182 160V161H181ZM47 162V163H46ZM123 162V163H122ZM126 162V163H125ZM7 164H8V162H6ZM123 164H124V166H123ZM186 164V165H185ZM50 165V166H49ZM127 165H128V163H127ZM180 165V166H181ZM185 165V166H184ZM10 168H11V166H10ZM9 168V169H10ZM141 168V167H140ZM30 170V171H29ZM9 171V170H8ZM45 171V172H44ZM118 171L119 170H117L116 171V174L115 173H113V178L112 179H114L113 181H116V186H123L124 185V183H122V182H120L121 180H120V172L118 173ZM32 172V173H31ZM46 172H47V174H46ZM141 172V173H140ZM11 173V169H10V171L8 172V174L7 173H5L6 174V176L7 175H11L10 174ZM118 173V174H117ZM140 175H138V174H135L136 175V177H138V179H137V181L139 182V180H140V182H139V184H145L146 182L145 181H143L142 179H144V176H141V174L142 175H144L143 173H142V168L139 170V172H138ZM35 174V175H34ZM46 174V175H45ZM213 174V175H212ZM210 176H212V177H210L209 178V183L210 184H213V185H210V186H212V189H213V187H215L214 189V191L218 194V197L220 198H228L229 199V204L227 203L226 204V206L228 207L229 205H231L232 204V206H229L228 207V209H227V207H226V209H227V211L225 210V208L222 210L223 212H224V210H225V212L227 213V214H223V215H225L224 217H223V215H222V211H221V209H220V211L219 212H217V216L219 217V218H221V220L218 218H213L215 221H213V219L211 220V223L212 222H214V224H217L218 223V225L224 220V222L226 223V219L227 218H229L230 217V220L229 219H227V221H231L233 218H235L234 216H236V217H240V215L239 214H241L240 212H242V213H244L247 209V206L245 205V207H244V202H243V200L242 199H244V197L249 193V191H250V187L251 186H249V185H251V183H252V181L251 180H253L252 179V173H251V171L250 170H246L245 171V169L242 167V162H241V160L238 158V153H237V150L236 149H229V150H227L226 151V153H225V155H224V158H223V160H222V162H221V165H220V167L218 168V169H216L213 173H212ZM29 175V176H28ZM115 175V176H114ZM117 175V176H116ZM138 175V176H137ZM5 176V177H6ZM35 176V177H34ZM114 177H117V178H114ZM33 179H31V180H33ZM48 179V180H47ZM117 179H118V181H117ZM120 180V181H119ZM29 181H28V183H29ZM43 181V182H42ZM46 181V182H45ZM141 181H143V182H141ZM145 182V183H144ZM158 182V181H157ZM157 182H155V184L157 185ZM251 182V183H250ZM119 183H121V184H119ZM163 186H165L166 187V184H164V182L163 181H161L160 183H158V186H156L155 185V187H157V189L159 188V186H160V190L162 189V188H164V187H161L162 185ZM257 184V183H256ZM64 185H65V183H64ZM63 185V183H61L60 184V186L62 187V189L60 190V191H62L63 189L65 190V186ZM189 185V184H188ZM258 185V184H257ZM118 186V187H119ZM261 186H264V181L262 182V185ZM64 187V188H63ZM183 187V188H182ZM185 187H187L188 188V186H185ZM55 186H54V190H55ZM180 188L182 189V190H184V191H180ZM179 188V190L176 192L177 194L175 195V197H172V198H174V199H172L171 198V200L172 201H169V200H165V198L163 199V201H160V200H162V199H158V201H157V199H154L153 201H152V199H151V202H153L154 204H155V201H157L156 203H158L159 201L160 202H162V203H159L158 205H163V204H165V205H168V210H170L171 208L173 209H171V211L173 212V214H172V212L171 211H168L170 214H168L167 215V212H166V214H164L165 213V210H166V206H165V210L163 209V206L162 207H160V208H162L163 209V211H164V213H163V215L161 216L162 217V219H164V222L162 221V219L160 220V222H162V223H159V224H162V225H158V226H155V224H153L152 222H148V224H147V222L145 223V229H144V224H143V226L142 225H139V229H138V232L141 234L142 233V231H144L142 234L143 235H145L144 236V238L146 239V240H148V238H149V242L152 240V239H150V238H152V237H154L153 238V241L154 242H156V240L158 241V239L160 240V238H163V237H165L166 239H168V236L165 234L166 232H167V229L166 228H169V229H173V231L171 232V233H173L174 235H175V237H176V235L178 236V238H176V240L178 239V240H180L181 239V241H182V238L184 237H181V236H179L180 234H185L186 232H184L188 227L189 228H191L192 227V225H193V227L194 226H196V224H198L197 225V227L199 226V221L201 220V218H199L198 219V221H195L194 219H196V214L199 212V211H197V213H196V211H195V209H193V208H196V210H200V205L202 204L201 202H200V200L198 201V202H200L201 204L199 205V203L197 202V203H195V204H190L191 203V201H190V197H192L193 195H195V197H196V199H197V197L198 196H200V194L198 195V192H197V194H195L196 193V191L195 190H193V191H195V193L192 195L191 193H193V191H192V189H187L186 190V188L184 189V186H181ZM119 189H120V191H119ZM219 191H218V190ZM249 191H248V190ZM64 190L62 191V192H64ZM95 190V189H94ZM93 190V191H94ZM163 190V189H162ZM192 192H191V191ZM217 190V191H216ZM246 190H247V192H246ZM99 191V190H98ZM121 191H122V189H121V187H119V188H117V190H116V192L117 193H121ZM186 191V192H185ZM89 192V191H88ZM96 192H97V190H96ZM95 192V193H96ZM183 192V193H182ZM188 192V193H187ZM190 192V193H189ZM213 192V191H212ZM214 192V193H215ZM90 194H92V190H90V192H89ZM89 193H87V194H89ZM142 193V192H141ZM141 193H139V191H138V194H137V192L135 193V195H136V198H134L133 200H128V201H124V200H120V201H118V203H117V205H116V210L117 211H121V209H123V208H125V209H123V210H126V208H128V209H130L131 207L133 208V206H132V204H133V202H134V204L135 203H137V201H138V203H140V205H141V203L142 204H144V203H146V206L145 205H141V206H143V207H145V209L147 208V205H149V204H147V203H149V201L147 202V201H145V199H144V194L142 195ZM215 193V194H216ZM219 193H221V196L219 195ZM222 193H223V195H222ZM60 195H61V192L59 193ZM89 194V195H90ZM102 194V193H101ZM141 194V195H140ZM183 195V197H182V195ZM185 194V195H184ZM190 194H191V196H190ZM216 194V195H217ZM226 196H225V195ZM244 194V195H243ZM103 195V194H102ZM101 195V196H102ZM139 195V196H138ZM179 197H178V196ZM181 195V196H180ZM187 195H188V197L189 198H187ZM198 195V196H197ZM230 195V196H229ZM101 196H99V197H101ZM104 196V195H103ZM102 196V197H103ZM184 196H185V198H184ZM242 196V197H241ZM98 197V198H99ZM102 197H101V200H103L102 199ZM167 197H168V195H167ZM178 197V198H177ZM194 196H193V198H195ZM231 199H230V198ZM104 198V197H103ZM139 198V199H138ZM170 198V195H169V197L168 198H166V199H169ZM180 198H183V199H180ZM192 198V199H193ZM201 198V197H200ZM144 199V200H143ZM185 199H189V202L188 201H186ZM232 199H234L235 201H236V203H235V201L234 200H232ZM239 199V200H238ZM100 200V199H99ZM143 200V201H142ZM181 200V201H180ZM186 201V202H188L189 203V207H190V209H193V210H190L189 209V207L187 208L186 206H188V205H184V209H182V211H184L183 213L181 212V208L178 210V209H175L176 207H179L180 205V202L182 203L183 201ZM193 200H195V199H193ZM198 200V199H197ZM196 200V201H197ZM232 200V201H231ZM242 200V201H241ZM261 200V199H260ZM130 201H133V202H130ZM179 201V203H177ZM196 201H194V202H196ZM164 202V203H163ZM166 202V203H165ZM172 202V203H171ZM194 202H192V203H194ZM230 202H231V204H230ZM232 202H234V203H232ZM237 202L239 203V204H237ZM241 202H242V204H243V208H242V210H237V208H239L240 209V205H242L241 204ZM169 203V204H168ZM171 203V204H170ZM176 204H178L176 207H175V205ZM237 204V205H236ZM119 205V206H118ZM136 205V204H135ZM138 205V204H137ZM139 205V206H140ZM156 205V204H155ZM158 205H156V206H158ZM172 207H171V206ZM197 207H196V206ZM234 205H236V206H234ZM239 205V206H238ZM140 206V207H141ZM200 206V207H199ZM233 206H234V208H233ZM187 208V210H186V208ZM199 207V208H198ZM118 208V209H117ZM142 208V207H141ZM198 208V209H197ZM229 208H230V210H229ZM236 208V209H235ZM245 208V209H244ZM161 209V210H162ZM174 209H175V211H174ZM217 209V208H216ZM231 209H233V210H235V211H233V210H231ZM91 210V209H90ZM122 210V211H123ZM143 210V209H142ZM179 211V215H178V213H177V217H179V218H181L182 219V217L184 218L186 215H188V216H190L189 218H191V216L194 214V212H195V215H194V219L193 218H191V219H193L194 221H192V220H189V218L187 219L186 217V220H188L189 222H190V224H191V227H190V225L188 224L189 222H187V225H188V227H182V225L184 226V225H186L185 223H186V220H185V218H184V220H185V222H183L182 223V225L180 226V227H182V228H180V227H176V226H173L172 224V222H171V220H173L172 219V217H173V215H174V213L176 212V211ZM245 210V211H244ZM93 211L95 212L96 210L95 209H92V211H90V213H93ZM145 211V210H144ZM162 211V212H163ZM177 211V212H178ZM185 211H187V212H185ZM217 211V210H216ZM229 211V212H228ZM237 211V212H236ZM88 212V210L86 211V213ZM188 212L191 214V215H189L188 214ZM193 212V213H192ZM222 212V213H221ZM233 212V213H232ZM235 212H236V214H235ZM85 213V214H86ZM89 213V212H88ZM221 213V214H220ZM103 214H105V213H103ZM176 214V213H175ZM184 214V215H183ZM228 214H230V215H228ZM233 214H234V216H233ZM246 214H247V212H246ZM87 215V214H86ZM171 215H172V217H171ZM183 215V216H182ZM199 215H201V212H200V214ZM222 215V216H221ZM244 216L243 217H246V215H245V213L243 214ZM90 216V215H89ZM166 216V217H165ZM169 216V217H168ZM263 217H261L263 220H264V215H262ZM91 217V216H90ZM167 218V219H165V218ZM193 217V216H192ZM199 217V216H198ZM204 217V216H203ZM226 217V218H225ZM242 217V214H241V217L239 218L240 220H241V222H243L242 220L244 219ZM83 218H84V216H83ZM85 218H86V216H85ZM171 218V219H170ZM224 218V219H223ZM232 218V219H231ZM166 220V221H165ZM167 220L169 221V222H167ZM218 220V221H217ZM240 220H239V222H240ZM182 221V220H181ZM262 221V220H261ZM166 222V223H165ZM171 222V223H170ZM193 224H192V223ZM197 222H199V223H197ZM224 222H222V223H224ZM228 223V222H227ZM226 223V224H227ZM261 223H263V225H264V222H261ZM72 224H73V227H72ZM158 224V223H157ZM169 224V226H167ZM172 226H171V225ZM180 224V223H179ZM201 225H202V222L200 223ZM213 224V225H214ZM70 226L65 230V231H68V233L66 232V234L63 236V241H61V242H58V243H55L54 242V240H55V238H52V240H50V239H48V240H50L49 242H51V244H49V242H45V240L43 241L42 240V237H43V234H39L38 232L36 233L35 232V234L33 235L34 237H35V235H36V237L34 238L33 236H32V238H30V239H32V241L33 240H35L36 242H37V244L35 243V241H33V243L31 242V246L32 247H34L33 249H32V247L30 248V247H28V246H25V247H23V246H20V249H19V252L21 253V254H23L22 256L20 255V256H17L18 258H16L15 260L13 259L14 257H15V255H14V257L12 258V256L13 255H11V257L9 258V257H6L7 258V260L8 259H10V260H12V262L9 260V262H11V264H17V263H19V264H89V263H91V264H94V263H97V262H91V261H88L89 259H90V256H87L88 254H85V253H87V248H85V246H83V245H81V244H79L78 243V239H76L77 237L78 238H80L79 236H76L77 235V233L79 234H83V232H84V230L83 229H81L80 231H78V230H73L75 227H74V222H72V223H70L69 224ZM87 225H89V224H87ZM86 225V226H87ZM150 225V228L148 227ZM155 227H154V226ZM166 227V228H164V226ZM221 225V224H220ZM86 226L84 227V226H82V227H84V228H86ZM156 229V227H157V230H153L152 228L153 227ZM171 226V227H170ZM177 226H178V224H177ZM162 229H161V228ZM174 227H176V228H174ZM72 230H71V229ZM159 228V229H158ZM180 228V232H178L177 230ZM186 228V229H185ZM141 229V230H140ZM150 229V230H149ZM169 229H168V232H167V234L168 233H170L169 232ZM171 229V230H172ZM185 229V230H184ZM15 231V229H13V227L9 230H6V231H4L3 230V232L5 233L4 235H6V237L9 235V232L10 233H14V231ZM83 230V231H82ZM153 230V231H152ZM158 230H161L162 232H163V234H165V235H163L162 234V232L161 231H158ZM192 230H194V228H192ZM191 230V233L193 232ZM141 231V232H140ZM148 231V232H147ZM151 233H150V232ZM181 231H182V233H181ZM188 231H190V229H188ZM187 231V232H188ZM3 232H2V234H3ZM20 232V231H19ZM82 232V233H81ZM154 232L156 233V234H154ZM175 232V233H174ZM23 232H21V233H18L17 235L19 236V234L21 235ZM70 233H72V235L70 234ZM139 233H133L131 236H132V238L134 239V241H139L140 239H142L143 237H140V239H138V237H137V240H135L136 238V236H141ZM180 233V234H179ZM37 234L39 235V236H37ZM68 234V235H67ZM75 234V235H74ZM155 236H154V235ZM172 234V235H173ZM187 234V233H186ZM185 234V235H186ZM189 234H190V232H189ZM189 234H187V235H189ZM12 235H14V234H12ZM16 234H15V236H17ZM136 235V236H135ZM142 235V236H143ZM161 235V236H160ZM173 235V236H174ZM186 235V237H184L183 238V240L185 239V238H188V236ZM190 235H192V234H190ZM22 236V235H21ZM24 236V235H23ZM42 236V237H41ZM66 236V237H65ZM69 236V237H68ZM73 236V237H72ZM148 236V237H147ZM41 237V238H40ZM159 237V238H158ZM174 237V238H175ZM181 237V238H180ZM189 237H191V236H189ZM37 238H39L38 240H36ZM43 239H44V237H43ZM66 239V240H65ZM68 239V240H67ZM69 239H71V241L69 240ZM156 239V240H155ZM166 239H164L163 238V240H162V242H165L164 240H166ZM172 239H173V237H172ZM172 239H170V241L172 240ZM77 240V241H76ZM115 241V240H114ZM111 241V243H109V244H111V247H113V249H114V247H115V249L116 250H118L119 252L118 253H120V252H123L124 251V249H122L123 247H126L127 248V246H124V245H122V244H116L118 241ZM133 240L131 239V242H132ZM153 241H151V242H153ZM264 241V240H263ZM42 242V243H41ZM45 242V243H44ZM57 242V241H56ZM73 242V243H72ZM115 244H113V243ZM140 242V241H139ZM139 242H133L134 243V245L136 244V245H138L139 246ZM153 242V243H154ZM162 242H160V241H158V243L156 242V244L158 245L159 243H162ZM176 241L174 240V242L173 243H175ZM179 242V241H178ZM183 242V241H182ZM181 242V243H182ZM35 243V244H34ZM41 245H40V244ZM76 243V244H75ZM133 243H131V244H133ZM172 243V242H171ZM180 243V242H179ZM179 243H178V245H179ZM42 244H47V245H42ZM61 244V245H60ZM77 244H78V247H75V246H77ZM151 244V243H150ZM175 244H177V242L175 243ZM13 244H11V245H6L5 246V249H4V247H2L3 249L2 250H0V261L2 262V260H5V261H7L6 259H4L5 258V255L7 256H9V254H11V252L12 253H14V251H15V249H14V246H12ZM34 245V246H33ZM51 245V246H50ZM58 245H59V247H58ZM65 245V246H64ZM70 245V246H69ZM103 245V244H102ZM118 245V246H117ZM120 245H122V246H120ZM160 245V244H159ZM243 245V244H242ZM12 246V247H11ZM41 248L40 250L38 249L39 247ZM42 246H44V248H42ZM83 246V247H82ZM27 247V248H26ZM55 247V248H54ZM117 247H118V249H117ZM119 247H121V248H119ZM11 248V249H10ZM24 248H26L27 249V252H25L26 250L24 249ZM35 248H36V250H38L39 252H37L36 250H35ZM56 248H59V250L57 249L56 250ZM60 248H62V249H60ZM64 248V249H63ZM125 248V249H126ZM21 249H22V251H21ZM23 249L25 250V251H23ZM53 249V250H52ZM114 249V250H115ZM121 249H122V251H121ZM7 252H6V251ZM30 250H33V251H30ZM235 250V251H234ZM238 250V248L236 249V248H234L233 249V251H232V249H231V251H229V253H230V256L232 255L233 256V258L232 257H230L229 256V253H228V258H229V262L231 261L232 263H234L233 262V260H235V259H238L239 257V255L241 254V253H236V251ZM36 251V252H35ZM85 251V252H84ZM239 251V250H238ZM237 251V252H238ZM115 252H117V251H115ZM222 252V251H221ZM240 252V251H239ZM2 253V254H1ZM25 253V254H24ZM26 253H27V255H26ZM32 253V254H31ZM256 253V252H255ZM255 253H254V255H255ZM5 254V255H4ZM35 254H37V255H35ZM105 253H103V255H104ZM220 254H223V253H220ZM257 254V253H256ZM4 255V256H3ZM30 255V256H29ZM107 255V256H106ZM108 255L109 254H105V256H103V257H105L106 259H107V257H108ZM114 255V256H113ZM116 253H114V254H112V256H111V254H110V261H111V263H107V264H113V263H117L118 264V262H119V255H117ZM224 255V254H223ZM222 255V256H223ZM244 255V254H243ZM251 255H253V254H251ZM250 255V256H251ZM253 255V257H255ZM257 255H259V254H257ZM261 255V254H260ZM3 256V257H2ZM25 256H27V257H25ZM34 256V257H33ZM36 256V257H35ZM83 256V257H82ZM85 256V257H84ZM241 257H243L242 255H240ZM247 256H249V255H246V258H247ZM249 256V257H250ZM263 256V255H262ZM89 257V258H88ZM115 259H114V258ZM225 257V256H224ZM227 257H225L226 259H228ZM240 257V258H241ZM248 257V258H249ZM257 257V256H256ZM264 257V256H263ZM263 257H261L262 259H263ZM21 258H25L24 259V261L21 259ZM28 260H27V259ZM36 258V259H35ZM80 258V259H79ZM224 258V259H225ZM240 258H239V261L238 262H240ZM245 258V257H244ZM259 257H257V259H258ZM2 259V260H1ZM18 259H21L20 261L18 260ZM83 259V260H82ZM84 259H86V261L84 262ZM88 259V260H87ZM105 259V260H106ZM109 259V258H108ZM120 259H121V257H120ZM231 259V260H230ZM250 259V258H249ZM41 260V261H40ZM75 260V261H74ZM80 260L82 261V263L80 262ZM90 260H92V259H90ZM113 260V261H112ZM241 260H243L242 258H241ZM247 260L248 259H246L245 261V263H250L249 261L250 260H248V262H247ZM252 261H253V258L251 259ZM4 261V262H5ZM14 261V262H13ZM19 261V262H18ZM71 261V262H70ZM88 261V262H87ZM94 261V260H93ZM115 261V262H114ZM121 261H122V259L120 260V262H119V264H121ZM227 260H223V261H221V264H222V262L224 263V262H226ZM251 261V263H253ZM8 262V261H7ZM6 262V263H7ZM9 262H8V264H9ZM22 262V263H21ZM30 262V263H29ZM79 262V263H78ZM98 262H100V261H98ZM105 262V263H104ZM106 262L107 261H103V263L104 264H106ZM108 262H109V260H108ZM228 262V263H229ZM229 263V264H232V263ZM242 262V261H241ZM5 263V264H6ZM100 263H102V262H100ZM99 263V264H100ZM235 263H236V261H235ZM234 263V264H235ZM250 263V264H251ZM226 264V263H225ZM237 264V263H236ZM264 264V263H263Z\"/></svg>","mask_w":264,"mask_h":264}]
</instances>
